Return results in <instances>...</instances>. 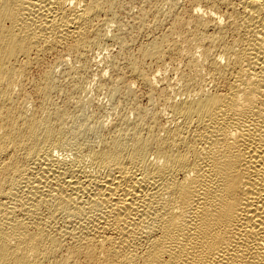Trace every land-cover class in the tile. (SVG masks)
<instances>
[{
	"label": "bare ground",
	"instance_id": "obj_1",
	"mask_svg": "<svg viewBox=\"0 0 264 264\" xmlns=\"http://www.w3.org/2000/svg\"><path fill=\"white\" fill-rule=\"evenodd\" d=\"M122 1L0 0V264H264V0Z\"/></svg>",
	"mask_w": 264,
	"mask_h": 264
},
{
	"label": "rangeland",
	"instance_id": "obj_2",
	"mask_svg": "<svg viewBox=\"0 0 264 264\" xmlns=\"http://www.w3.org/2000/svg\"><path fill=\"white\" fill-rule=\"evenodd\" d=\"M122 1V0H121ZM133 1H135V2H133ZM137 1H139V2H137ZM142 1H145V3H146V5L147 6H150V5H154V4H157V3H161V5H162V7L164 8V10H167V12H168V16H170V14H169V11L172 9V3H174V2H176L178 5H179V7H181V8H183V9H186V10H188V9H190L191 8V6L193 5V3H194V0H142ZM141 0H123L122 1V3L124 4L123 5V7L124 8H122V9H124V10H121V13H120V16H122V18L124 19V20H129L130 19V16L129 15H127L128 13H127V10L126 9H128L130 12H131V14H135V13H137L138 12V10H139V6H140V3L142 2ZM167 1H169L170 2V4L167 2ZM183 1V2H182ZM125 2V3H124ZM127 2V3H126ZM133 2V3H132ZM149 2H150V5H149ZM130 3V4H129ZM132 3V4H131ZM143 3V2H142ZM165 4V5H164ZM182 4H184L183 5V7H182ZM126 5H127V7H126ZM128 5H130L129 7H128ZM167 5V6H166ZM166 6V7H165ZM178 7V8H179ZM123 13H124V15H126L125 17L123 16ZM125 13H127V14H125ZM171 15H172V12H171ZM167 22H168V20L167 21H164V23L161 25V27H159L157 30H156V32L157 33H160V32H162V31H164V29H166V27H167ZM161 29H162V31H161ZM112 49L114 50L115 49V46H113L112 47ZM102 66V63H99V66ZM95 66V65H94ZM94 66H93V68H94ZM96 68V67H95ZM167 68V69H166ZM165 69V70H164ZM106 70V69H105ZM178 72V66H176V65H167V66H164L162 69H161V73L160 74H158V76H157V79H156V82H155V84H156V86L157 87H161V88H165L166 89V91H172L174 88H175V82H176V73ZM160 75V76H159ZM175 78V79H174ZM93 86V90H92V92L95 90V93L93 94L91 91H90V93L91 94H93V96L95 95V97H97L98 99H96L97 101L99 100V102L100 101H105V97H104V94L101 92V91H96V89H95V85L93 84L92 85ZM169 88H171V89H169ZM100 92H101V94H100ZM98 95V96H97ZM103 95V96H102ZM100 98H102V99H100ZM162 108H164V106L162 107Z\"/></svg>",
	"mask_w": 264,
	"mask_h": 264
}]
</instances>
